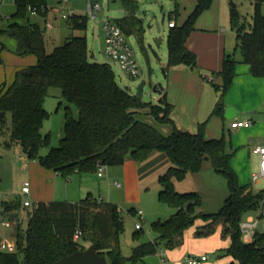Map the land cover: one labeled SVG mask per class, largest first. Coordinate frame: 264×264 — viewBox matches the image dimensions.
Wrapping results in <instances>:
<instances>
[{
  "label": "trees",
  "instance_id": "1",
  "mask_svg": "<svg viewBox=\"0 0 264 264\" xmlns=\"http://www.w3.org/2000/svg\"><path fill=\"white\" fill-rule=\"evenodd\" d=\"M172 19L175 25L167 35L168 58L162 71L165 76L171 68L187 65L198 69L197 55L190 50L186 41L195 29V24L203 11L209 9L213 0H197L193 10L184 22L178 23L180 14L178 1ZM256 0L252 23L246 24L235 8L231 10V26L236 32V49L241 61L249 64L251 73L264 77V14L261 3ZM16 9L10 16L2 34L16 39V53L34 54L37 62L16 71L14 80L6 86L0 84V119L11 112V142L21 144L28 158L39 159L48 168L69 176L73 172H98V164L106 166L123 164L131 158L137 162L146 160L154 151L164 153L170 166L159 175L161 186L159 199L176 208L166 219H157L152 227L157 233L156 240H148L135 245L129 257L122 254L119 236L124 231V220L118 206L102 198L89 194L77 201H39L27 209L28 225H20L15 234V250L0 249V264H51L76 250L85 249V241L94 244L109 264H137L155 253L158 242L172 249L184 243L185 231L196 225L198 236H209L217 228L224 239H229L226 248L218 250L219 256H230L226 264L264 263V233H258L252 244L242 241L240 223L249 212L258 210L264 203V189L253 190L241 185L238 175L231 165L234 152L227 148L224 137L209 138L200 124L195 133L178 128L171 117L173 105L167 100L166 92H161L159 103L146 102L122 87L109 62L93 61L89 57L88 41L85 34H72L63 44L47 51L44 30L38 22L31 21L29 6L39 9L47 6V0H14ZM125 10L122 17L114 21L126 36L135 35L143 50L145 47L144 21L137 15V0H120ZM173 17V18H172ZM69 27L86 30L87 16L76 14L70 18ZM5 44L0 41L1 50ZM240 62L232 54H226L221 68L216 72L222 78L217 85L221 97L213 114L224 117V97L234 83L237 65ZM62 90L64 99L77 109L74 114L70 105L65 106L64 135L57 146L40 154L42 146L48 144L49 134H42L44 120L49 116L44 102L50 87ZM153 117L157 124H170L172 131L164 133L157 125L141 116L143 110ZM210 159L215 171L228 180L230 194L221 208L213 213L198 212L202 204L198 192H179L174 179L182 180L188 172L199 171L205 160ZM21 200H0V212L10 213L21 207ZM24 205V204H23ZM130 212L136 214L134 208ZM93 230L90 232V215ZM81 229L80 241H74L76 229ZM142 228L133 233L140 237ZM116 240L115 246L110 238ZM1 242V238H0Z\"/></svg>",
  "mask_w": 264,
  "mask_h": 264
},
{
  "label": "rangeland",
  "instance_id": "2",
  "mask_svg": "<svg viewBox=\"0 0 264 264\" xmlns=\"http://www.w3.org/2000/svg\"><path fill=\"white\" fill-rule=\"evenodd\" d=\"M99 1L102 7L99 16L95 19L88 14V0L68 1V8H74L75 13L78 15L82 14L87 16L86 30L72 29L69 27L71 19L62 18L58 11L55 12V14H50L48 17V20L54 21L55 26L53 28L46 26L45 20L47 19L42 15L30 14V18L31 21L38 22L43 28L47 51L50 52L55 46L63 44L66 37L72 34H85L87 36L89 57L91 60L109 62L116 73L118 83L122 87H128L134 94L141 80L146 79L147 83L144 87L143 100L146 102L159 103V93L152 90L151 82L153 84L162 82L163 86L165 85L167 87L169 81V79L165 78L162 67L165 65L168 58L167 35L170 30L168 24L171 20L170 16L174 14L173 12L176 8L175 1L137 0V15L144 21L146 49L143 50L135 35L127 36L134 57L140 67V73L137 77H131L126 74L121 69L118 62L108 58L105 53L106 42L105 34L102 29V20H115L116 18L122 17L125 14V10L121 6L120 0ZM177 1L181 13L177 19L180 23L184 16L192 10V5L196 0ZM255 3L256 0H213L211 9L203 11L196 22L209 25L218 23L223 29L222 33L224 35V44L227 53L232 54L237 59H241L240 51L235 48L236 32L231 26V7L237 10L241 20L245 21L248 25L252 23L253 20ZM233 4L235 6H233ZM47 5L49 7H54L60 5V2L59 0H47ZM15 9L14 0H0V41L5 44V48L1 50L3 62L0 63V84L7 81L10 82L11 80L13 81L15 70L25 66L23 62V58L25 57L18 55L15 51L17 47L16 39L4 35L1 32V29L8 25L10 16ZM261 12L264 14V1L261 3ZM36 62L37 60L35 63ZM213 76L214 80H205L204 85L199 89L182 94L184 97H179L181 99L177 98L175 102L176 105L168 99L169 102L173 103L172 111L181 113L180 111L184 106L186 109L191 108L189 111L193 113V120H197L198 122L197 129H199L200 124L203 123L207 137H224L228 150L234 152L231 165L238 175L239 183L241 185H248L255 191L264 189V179L255 182L251 179L252 172L258 169L259 156L258 153L254 152L252 149V143L248 141L247 134L243 130L229 129L230 120L225 116L213 114V109L222 93L217 89V85H221L223 82L221 76L216 72ZM255 92L256 90L249 84L240 86V80L235 79L232 87L224 97L226 109L228 107H234L236 109V106H239L248 111L249 108L250 115L256 119L257 123L260 122V124H262V121L264 123V86L258 88V91ZM44 105L49 111V116L44 120L41 131L43 135L49 134V142L40 149V154L42 155L48 153L51 147L57 146L64 135L65 106L70 105L74 114L77 115L76 107L64 99L62 90L57 86L50 87ZM148 111V109L143 110L144 114L141 117L157 125L167 134L166 126L168 125L157 124L153 117L147 113ZM183 117H185V115H183ZM11 124L12 115L10 111H7L4 117L0 119V197L9 200H16L19 198L22 202L21 207L15 210L19 214V218L16 220L11 219L10 213L0 212V238L3 240L4 237H6L8 243L15 242L16 229L19 225L23 229L27 228V209L31 208L34 202L50 199L48 198L49 196L56 199L69 200H78L79 197L85 196V192L79 194L77 171L69 176H64L61 173L57 174L55 170L44 167L39 159L28 158L21 144L18 142H11ZM89 175L94 181L93 189H91L94 196L102 195L106 199L107 190L103 179L97 176L98 172L89 173ZM25 181H29L32 192H37L36 198L31 196L32 205L29 207H25L23 205L24 198H20L21 189ZM156 182V176H150L145 179L144 200L146 202L144 201V204H146L151 212L155 211V213H157L163 210L161 211V217H166L167 211L169 212V210H172V212L169 213L173 214L176 208L159 199V190H157L158 185ZM177 190L179 192H198L202 200L198 212L203 213L218 211L230 194L226 176L215 171L209 158L205 160L199 171L190 172L187 177L177 185ZM121 215L124 220V231L119 236V247L124 256L129 257L135 245L143 241L156 240L158 235L152 227V222L158 219L157 214L147 215L146 220H142L143 228L138 239L133 237L134 231L137 230L135 225L138 218L126 208L121 210ZM93 216L94 214L90 215V232L93 230ZM6 221H10L12 225L5 226L3 222ZM196 228L197 227L194 225L187 230L185 241L181 247L168 249L162 242H158L157 251L146 256L144 261H139L137 264H186L185 258L187 256H200L202 254H206L209 258V263L212 264H226L227 261L231 260L229 256L222 257L218 254L220 248L223 249L229 245V239H224L222 237L220 228H217L209 236L196 235ZM84 245L89 246V242L85 241ZM161 248L163 252L167 254L166 262H163L161 259ZM178 250L183 251H181V254L177 257L174 253Z\"/></svg>",
  "mask_w": 264,
  "mask_h": 264
},
{
  "label": "crops",
  "instance_id": "3",
  "mask_svg": "<svg viewBox=\"0 0 264 264\" xmlns=\"http://www.w3.org/2000/svg\"><path fill=\"white\" fill-rule=\"evenodd\" d=\"M196 3H197V0L193 3L192 10L195 7ZM67 6H69V5H67ZM55 7L56 6L53 7L54 8L53 10H50L54 13L48 11L46 14H40L39 13V15H42L45 19L48 20L49 19L48 17L50 14H55V12L58 11ZM232 8H234V7H231V10H232ZM209 9H211V7ZM189 13L186 16H184L183 20L180 23L185 21V19L189 15ZM80 15H82V14H80ZM0 19H1V16H0ZM47 20H45V23ZM172 20L176 22V19H172ZM49 21H51V20H49ZM177 22H178V19H177ZM52 23H53V26H52V28H53L55 26L54 21ZM212 24H214V25H209V24H205L202 22H199V23L196 22L195 29L190 33V35L188 36L187 41H186L187 47L190 50H192L193 52H195L197 55L198 69L191 68L187 65H179V66H175V67L171 68L169 73H168V76L164 75L166 79H169V81H168L167 87L165 85L163 86L162 93L166 92L167 100L169 99L175 105H176L175 102H176L177 98L181 97L182 94H184L185 92L187 93L188 91L199 89L202 85H204L205 80H209V81L214 80L213 74L221 68L224 56L226 54H229V53H227L226 47L224 44V35L222 33L223 29L220 27V25L218 23H212ZM235 46H236V41H235ZM1 55H2V53H1ZM21 56L25 57V58H23V62L25 64V66H22V67H26L29 64L30 65L34 64L35 61L37 60V57H36V55L34 56V54L21 55ZM238 60H240V62L237 65V74L235 76V79L240 80V86L249 84L257 92L258 88L264 86V77L254 76L250 71L249 64L242 62L241 59H238ZM17 70H19V69L17 68L15 70L14 74L16 73ZM238 70H239V72H238ZM11 82H12V80L10 82L7 81L4 83L6 84V86H8ZM152 84L153 83L151 82V86H152ZM162 93H159V98L161 97ZM182 97H184V95ZM179 99H181V98H179ZM183 102H185V101H183ZM258 102H260V101H258ZM173 103H171V104H173ZM263 103H264V101H263ZM187 108H188V106H187ZM231 108H233L232 117H227L226 114H224V116L228 120H230L229 129H231V130L232 129L243 130L248 136L247 137L248 141L250 143H252V149L254 150V152H256V147L258 145L264 144V123H263V121H262V124H260V122L257 123L256 119L254 117H252V115H250L251 113H250L249 108H248V111H247V109H244V108L239 107V106H236V109L234 107H231ZM189 109H191V108H189ZM189 109H186L184 106L182 108V110L180 111L181 113H179L177 111H172L171 117L174 120V122L178 128L195 133L199 130V129H197V123L198 122H197V120H193L194 119L193 113L191 111H189ZM225 110H226V108H225ZM182 114L185 115V117H183ZM246 118L253 120V124L251 126H249V127H238V128H232L231 127V121H233L235 119H246ZM164 125H168V126H166V130H167L166 132H167V134H169L172 131V125H170V124H164ZM169 166H170V161H169L168 157L164 153L159 152V151H154L146 160H144L142 162H137L134 159L128 158V159H126V161L123 164L106 166L104 174L101 176L99 174L97 175L99 178L103 179V182L105 184V188L107 190L106 191V193H107L106 199L102 195L94 196L93 191L91 190V189H93L94 181L92 180V178H90L89 173L78 172V188H79V192H80L79 194H83L85 192L84 197L91 194L94 197L102 198L106 201H111L118 206V210H119L120 214H121V210L124 208H126L129 212H130L131 208H134L135 211H137L139 209L143 210V219L142 220H146L147 215H155V214H157L158 219L163 220V218L166 219L170 216L171 213H169V212H172V210L171 211L169 210V212L167 211L168 217L167 216L161 217V214H162L161 211H163V210H161V208H160L161 211H158L157 213H155V211L151 212L148 209L146 204H144V201H145L144 200L145 199L144 198V190H145L144 181H145V179L149 178L150 176H156V178H157L156 183L158 185L157 190H160L161 186H160L159 181H158L159 175L164 173ZM189 173L190 172H188V174ZM57 174H59V173L57 172ZM187 175H186V177H187ZM182 181H183V179L182 180L174 179V184H175L176 189H177V185L179 183H181ZM158 193H159V191H158ZM36 195H37V192H35V193L32 192V188L30 186V194H29L30 200H31V196H34V198H36ZM22 197L23 196H22V189H21L20 198H22ZM48 198H50V199L39 200V201H45V202H50V201H70V202H73V201H77L76 199L75 200L74 199H72V200L56 199V198H53L52 196H49ZM81 198H83V197L82 196L79 197L78 200ZM0 200H2V201L3 200L13 201V200H9V199H4L2 197H0ZM36 200H38V199H36ZM39 201H36V202H39ZM36 202H34V203H36ZM121 204H123V205H121ZM25 207H29V206H25ZM13 214H14V216L10 215L12 220H16L17 218H19V214L17 211H13ZM132 214L136 216V214H134V213H132ZM4 223L5 222H3V224ZM201 224H203V221L201 219H199L195 226L197 227ZM11 225H12V223H11ZM5 226H7V225H5ZM135 227H136V225H135ZM186 232H187V230L185 231V235H186ZM80 239H81V237L79 238L78 241L82 242L83 240L82 239L80 240ZM3 240H6V237H4ZM3 240H1V241H3ZM184 241H185V238H184ZM205 241H207V240H205ZM11 243H15V242H11ZM115 243H116L115 238L113 236H111L110 244L115 246ZM181 246H179V247H181ZM217 246H218V244H217ZM179 247H176V248H179ZM181 251H183V250H178L177 252L174 253V255L178 257L181 254ZM160 255H161V259L162 258L164 259L162 261L166 262L167 261V259H166L167 254L163 252L162 248H161ZM229 258L231 259L230 256H229ZM185 262H186V258H185ZM176 263H178V262H176ZM207 263H209V258L205 261H202L199 264H207ZM209 264H212V263H209Z\"/></svg>",
  "mask_w": 264,
  "mask_h": 264
},
{
  "label": "built area",
  "instance_id": "4",
  "mask_svg": "<svg viewBox=\"0 0 264 264\" xmlns=\"http://www.w3.org/2000/svg\"><path fill=\"white\" fill-rule=\"evenodd\" d=\"M69 0H59L60 5L55 8L61 14V17L64 19H70L76 15L74 8H68ZM101 3L99 0H88V14L93 18H97L99 16V12L101 11ZM53 7L41 8L42 12H48L53 10ZM29 11L31 14H39V9L34 6H29ZM169 27L175 25V21L169 22ZM46 26L52 27L53 23L49 20L46 21ZM102 29L105 34V53L108 58L118 62L121 69L131 77H137L140 73V67L137 63V60L134 57V53L131 47L130 42L128 41L127 36L124 34L122 28L114 21V20H102ZM253 124V120L246 119H235L231 121L232 128L238 127H249ZM256 152L259 156V165L258 169L251 174V179L253 182L264 179V144L258 145L256 147ZM98 174L101 176L104 174L106 165L98 164ZM119 184V183H118ZM30 194V183L29 181H25L22 186V196L24 198L23 204L24 206H30L32 201L29 198ZM136 216L138 220L136 222V228H142V219H143V210L139 209L136 211ZM7 226L11 225L10 221L4 223ZM241 228V238L244 243L252 244L256 240V236L258 233H264V203L262 206L255 211L249 212L242 219L240 223ZM82 234L81 229H76L73 239L74 241L79 240ZM264 247V244H263ZM0 249L13 251L15 250V243L7 242L3 240L0 242ZM208 259L206 254L200 256L189 255L186 257L187 264H199L202 261ZM162 260H164L162 258Z\"/></svg>",
  "mask_w": 264,
  "mask_h": 264
},
{
  "label": "water",
  "instance_id": "5",
  "mask_svg": "<svg viewBox=\"0 0 264 264\" xmlns=\"http://www.w3.org/2000/svg\"><path fill=\"white\" fill-rule=\"evenodd\" d=\"M233 6H235L233 4ZM146 79L141 80L136 88L135 95L143 99L144 97V87L146 85ZM163 89L162 82H157L152 84V90L156 93H161ZM233 108L228 107L225 110L227 117H232ZM2 113L0 112V115ZM51 264H109L108 259L105 255H101L94 244H90L85 249L76 250L70 254L63 256L57 261Z\"/></svg>",
  "mask_w": 264,
  "mask_h": 264
}]
</instances>
